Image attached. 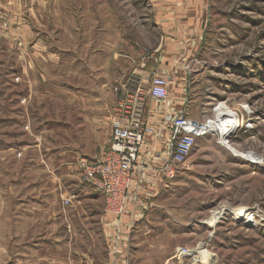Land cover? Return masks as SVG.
Segmentation results:
<instances>
[{
    "label": "rangeland",
    "instance_id": "1",
    "mask_svg": "<svg viewBox=\"0 0 264 264\" xmlns=\"http://www.w3.org/2000/svg\"><path fill=\"white\" fill-rule=\"evenodd\" d=\"M183 1L202 18L198 47L181 48L183 114L205 123L224 103L244 127L229 147L216 132L199 138L176 177L133 205L131 230L127 207L119 221L103 213L123 227L116 235L128 231L125 240L145 246L133 264H178L179 246H202L207 264H264V0H0L1 264L15 263L20 244H62V225L50 222L57 217L20 229L17 210L39 200L65 208L55 180L65 175L63 146L81 147L88 160L110 139L82 118L105 105L111 111L114 69L122 67L112 62L114 49L126 39L152 46L159 7V16H173L168 8Z\"/></svg>",
    "mask_w": 264,
    "mask_h": 264
},
{
    "label": "crops",
    "instance_id": "2",
    "mask_svg": "<svg viewBox=\"0 0 264 264\" xmlns=\"http://www.w3.org/2000/svg\"><path fill=\"white\" fill-rule=\"evenodd\" d=\"M175 5L168 8L170 12L171 9L174 10V15L168 17L159 16L162 11V8L159 7L154 19L159 37L156 42L152 43V46H147L136 40L126 39L127 41H125L123 39L120 49L119 45H117V49H114V61L112 60V62H121L122 67L120 70L117 67L114 69L117 70L114 85L118 91L114 94L115 100L111 107L116 104L122 94L128 89L136 88L138 84L142 89H148L149 75L153 70L166 78L168 82L167 100L159 102L150 96L144 99V123L148 131L144 135L135 168V181L129 192L126 205L127 212L132 213L129 216H133L131 224L128 225L129 230H131L129 227L134 223L135 215L133 214L137 212L133 205L137 201H143L144 198L153 197L165 187L166 180L161 175L160 169L169 152L170 130L164 124V120L166 116L184 113L186 102L185 80L182 79V64L179 63L180 56H182L181 48L190 47L193 50L198 47L200 40L199 26L202 24L200 8L190 1L180 2L179 7ZM188 13L189 16H183ZM164 25H171L167 32L160 28ZM178 29L180 31L177 35ZM181 31L184 32L181 33ZM179 35L186 40L178 39ZM182 42L184 45L181 44ZM142 56L148 58L144 63L140 61ZM128 81L134 82V84ZM82 120L88 123L92 130L109 134L110 139L106 146L108 147L111 141V111L106 109V105L102 112L84 113ZM106 147L100 148L99 151ZM82 152L81 147L65 145L63 154L67 155L58 164L65 170L62 180L58 181L55 178L57 182L62 181L58 187L61 193L60 198L59 194L57 195L58 203L60 201L62 204L61 199L68 200V205L61 208L62 211H58L41 208L40 206L44 205L41 200L33 201L37 207L32 208L31 211L17 210L15 215L17 219L13 222L16 228L21 229L28 225H31V228H37L36 225L40 223L39 220L44 217V214L49 219L57 217V219H51L50 222L62 225V244H47V241L43 240H37L31 244H20L18 247L20 252L15 257L14 264H130L131 261L133 264L134 260L138 259V252L145 246L125 240L126 237L123 236H126L128 231L121 237L115 234V232L119 233L121 225L110 223V218L104 216L103 213L102 194L96 191L94 186L82 180L78 170L79 161L85 159ZM97 154L98 152L93 153L89 159L94 158ZM133 209L134 211L131 212ZM2 212L3 210H0V215L5 220L6 213Z\"/></svg>",
    "mask_w": 264,
    "mask_h": 264
},
{
    "label": "built area",
    "instance_id": "3",
    "mask_svg": "<svg viewBox=\"0 0 264 264\" xmlns=\"http://www.w3.org/2000/svg\"><path fill=\"white\" fill-rule=\"evenodd\" d=\"M147 56V55H146ZM142 56L140 61H147ZM149 88L139 87L127 90L111 109V141L109 146L92 159H82L78 163L82 180L94 186L103 196V211L119 221L125 212L128 195L135 181V168L144 141L146 129L144 123V99L147 96L162 102L168 98L167 79L152 71L149 75ZM133 83L134 82H130ZM125 85V84H123ZM128 85V84H127ZM136 85V84H135ZM122 88V87H119ZM123 88H126L123 86ZM128 88V87H127ZM118 91V88H115ZM216 119L199 123L185 114L166 116L164 124L170 130V144L167 157L163 160L160 172L169 182L180 172L199 138L212 131L204 130L207 124ZM141 172V171H139ZM64 205L69 201L65 200ZM209 256L203 260L201 253ZM178 264H207L210 254L205 248L179 246L175 249Z\"/></svg>",
    "mask_w": 264,
    "mask_h": 264
},
{
    "label": "bare ground",
    "instance_id": "4",
    "mask_svg": "<svg viewBox=\"0 0 264 264\" xmlns=\"http://www.w3.org/2000/svg\"><path fill=\"white\" fill-rule=\"evenodd\" d=\"M235 109L231 110L227 108L224 103H220L217 108L216 122H212V123L209 122V124H207L204 129V130L212 131L214 133L216 132L219 136L218 139L221 140V144L223 145L225 144L227 145V147H229L227 139L230 137V135L233 134L239 127L241 128L244 127L242 123L243 118L242 119L239 118L240 112L237 111L238 110L237 108ZM243 112L246 113L245 109H243ZM230 148L228 149L231 150L232 152H235V150ZM233 214L238 217L244 215L245 213L237 210V211H233ZM220 216L221 214L213 217L211 224L214 225L215 223H217Z\"/></svg>",
    "mask_w": 264,
    "mask_h": 264
},
{
    "label": "water",
    "instance_id": "5",
    "mask_svg": "<svg viewBox=\"0 0 264 264\" xmlns=\"http://www.w3.org/2000/svg\"><path fill=\"white\" fill-rule=\"evenodd\" d=\"M231 149V148H230Z\"/></svg>",
    "mask_w": 264,
    "mask_h": 264
}]
</instances>
